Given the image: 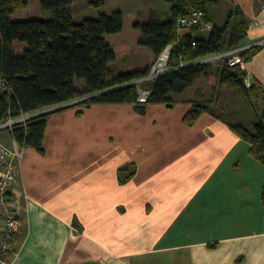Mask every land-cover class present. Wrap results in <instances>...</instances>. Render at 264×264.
Returning a JSON list of instances; mask_svg holds the SVG:
<instances>
[{
	"label": "crops",
	"instance_id": "obj_1",
	"mask_svg": "<svg viewBox=\"0 0 264 264\" xmlns=\"http://www.w3.org/2000/svg\"><path fill=\"white\" fill-rule=\"evenodd\" d=\"M234 7L250 20L248 44L263 40L264 0H217L211 23ZM244 70L264 87V48ZM197 91L145 114L126 104L53 114L44 153L24 149L13 264H264V165L217 113L183 123ZM130 163L137 173L120 185Z\"/></svg>",
	"mask_w": 264,
	"mask_h": 264
},
{
	"label": "trees",
	"instance_id": "obj_2",
	"mask_svg": "<svg viewBox=\"0 0 264 264\" xmlns=\"http://www.w3.org/2000/svg\"><path fill=\"white\" fill-rule=\"evenodd\" d=\"M74 2L40 0L42 9L51 12L50 19L14 22L11 15L25 9L28 0H0V75L13 93L11 97H0V122L9 113L14 116L35 114L26 127L14 130L21 147L44 153L48 119L53 114L76 109V116L80 117L93 105H132L139 114H145L149 104H163L172 109L175 105L172 95L184 93L200 78H205L214 89L237 85L251 106L264 102V87L258 81H252L247 87L248 74L244 67L221 64L214 70L213 66L193 64L198 59L248 44L250 20L240 7L230 10L223 26H214L208 37H194V32L179 41L178 18L201 10L211 22L208 9L217 0H165L171 5L172 17L162 21L153 16L139 25L142 30L140 45L148 48L156 59L168 45H174L170 62L174 71L136 86L131 83L146 77L151 67L132 72H117L110 67L117 61L118 52L107 43L105 36L122 31V13L101 14L97 19L76 23L71 12ZM90 3L101 8L105 0H91ZM262 48L252 47L242 52L245 64ZM181 64L185 66L181 68ZM139 88L152 92L146 104L138 102ZM197 92L200 100L183 119L187 127L195 126L203 114L215 113L212 109L214 97H207L202 90ZM218 115L216 117L233 133L250 144L251 155L264 165V110L251 129ZM136 173L134 163L120 167L119 184H127Z\"/></svg>",
	"mask_w": 264,
	"mask_h": 264
},
{
	"label": "rangeland",
	"instance_id": "obj_3",
	"mask_svg": "<svg viewBox=\"0 0 264 264\" xmlns=\"http://www.w3.org/2000/svg\"><path fill=\"white\" fill-rule=\"evenodd\" d=\"M91 0H75L71 6L73 20L81 23L86 19H97L104 7L96 8L91 5ZM109 14L116 11L122 13L123 29L120 33L106 35L105 39L111 47L118 52V59L110 67L117 72H132L136 70H146L156 61L151 51L140 45L142 30L139 25L145 24L153 16H157L162 21H167L172 17L171 5L165 0H114L110 1L105 7ZM216 12L211 11L210 15L214 16L217 25H221L218 17L215 18ZM51 12L42 9L40 0H28V6L25 9L18 10L11 15V20L30 21L49 19ZM197 36L201 34L197 33ZM206 37L209 33L205 34ZM222 61H218L213 66L214 70L218 69ZM203 89L207 97H214L212 109L215 113L223 115L229 121L242 123L245 127L251 129L258 122L255 113V106H251L247 98L240 92L237 85H222L217 89L213 88L205 78H200L195 84L182 94L172 95L176 104L190 101V93ZM7 132H0V139H5L8 145L10 141ZM1 222V221H0Z\"/></svg>",
	"mask_w": 264,
	"mask_h": 264
},
{
	"label": "built area",
	"instance_id": "obj_4",
	"mask_svg": "<svg viewBox=\"0 0 264 264\" xmlns=\"http://www.w3.org/2000/svg\"><path fill=\"white\" fill-rule=\"evenodd\" d=\"M214 29V25L207 21V15L201 10H195L187 16L178 18L177 30L179 41L187 35H191L196 31L209 33ZM195 46L196 43L193 42ZM174 45H168L163 52L157 57L149 70V74L133 83L132 85L139 86L145 82L156 81L162 76H165L172 71L170 62L174 52ZM252 47H264V39L254 44H247L242 47L231 49L219 54L204 57L193 62L194 65H208L214 66L218 61L228 67H244L245 59L242 52ZM185 64H181V68ZM252 84L251 78L248 76L246 79L247 87ZM151 91L139 88L138 102L146 104L151 96ZM13 96L11 88L6 80L0 75V97ZM54 110L50 109L45 113ZM35 114H20L14 116L9 113L8 117L0 122V132H7L8 141L10 145L0 139V264H13L16 257H13L14 244L16 242L17 232L20 228L19 219V200L15 196L18 176L22 171V160L24 156V147H21L14 134L16 127L24 126L32 120Z\"/></svg>",
	"mask_w": 264,
	"mask_h": 264
}]
</instances>
